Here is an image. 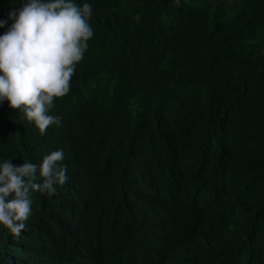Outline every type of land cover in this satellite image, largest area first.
Listing matches in <instances>:
<instances>
[{
	"label": "trees",
	"instance_id": "16d2710c",
	"mask_svg": "<svg viewBox=\"0 0 264 264\" xmlns=\"http://www.w3.org/2000/svg\"><path fill=\"white\" fill-rule=\"evenodd\" d=\"M89 2L60 123L0 101V161L63 148L70 177L0 264H264V0Z\"/></svg>",
	"mask_w": 264,
	"mask_h": 264
},
{
	"label": "clouds",
	"instance_id": "9594fccd",
	"mask_svg": "<svg viewBox=\"0 0 264 264\" xmlns=\"http://www.w3.org/2000/svg\"><path fill=\"white\" fill-rule=\"evenodd\" d=\"M89 0H20L0 17V101L21 109L41 133L61 117L55 98L70 91L77 64L94 35ZM11 21V22H10ZM63 148L41 160L0 161V225L20 237L33 208L32 194L53 195L69 179Z\"/></svg>",
	"mask_w": 264,
	"mask_h": 264
},
{
	"label": "bare ground",
	"instance_id": "6f19581e",
	"mask_svg": "<svg viewBox=\"0 0 264 264\" xmlns=\"http://www.w3.org/2000/svg\"><path fill=\"white\" fill-rule=\"evenodd\" d=\"M211 101V100H210ZM135 255V254H134ZM90 257V256H89ZM132 260V259H131ZM131 262V261H130Z\"/></svg>",
	"mask_w": 264,
	"mask_h": 264
}]
</instances>
